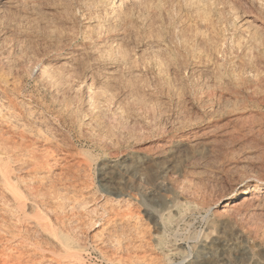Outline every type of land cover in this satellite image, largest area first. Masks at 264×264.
Masks as SVG:
<instances>
[{"label": "bare ground", "instance_id": "6f19581e", "mask_svg": "<svg viewBox=\"0 0 264 264\" xmlns=\"http://www.w3.org/2000/svg\"><path fill=\"white\" fill-rule=\"evenodd\" d=\"M81 1L85 3L86 9L88 10V12H85L86 11L85 10L82 16L84 19V27L82 31L78 30L80 33L77 35L70 31L66 32V30L62 31L61 33L59 32V34H57V32H54L55 33L54 35H58L57 40L59 41V43H58L57 48L54 47V49L56 50L55 51L53 50L54 53L53 54L51 53L49 57H46V58L42 57L43 59L42 58L40 59L34 54V51H31L29 49L30 53L32 52L33 54L28 53L27 52L28 50H26L27 49L26 47H25L26 49L24 48L25 50L21 49L18 45H15L14 43H12V41L9 40L6 36L5 37L2 36L0 38V100L5 102L7 99L8 101L5 104L0 103V264H36L35 262L37 260L39 261L40 258L35 257L34 255L36 254L37 249L39 247L40 248L42 247V242H44L43 237L42 238L40 237L43 240V241H40L39 235L42 233L45 234V232H47L46 234H49L53 236L54 238H57L58 243L57 242L56 243L58 244V247L60 248L59 255L63 254V257L65 259H68L70 262H73V264L79 263L78 260L81 259L80 252L82 251V247H83L81 240H83L85 236H83L82 238L81 234L79 235L80 231H77L78 235L75 233L76 229L74 230L73 227H75V224H76L77 225L76 227L79 229L78 223H77L78 220L77 222L75 220L76 223L71 220V222H73L71 224L66 223L65 221L62 220L58 222L57 225L52 223L51 221L49 222V218L45 216L46 214L45 211L48 210L46 209L48 208L46 207L48 202H46V206H43V203H42L43 201L38 200V196L42 192V188L46 186V188L50 191L49 194H47V195H50V197L48 198L55 199L54 203L56 206V200L59 198L58 195L60 194L61 188L59 189L58 188L59 184L57 185V182H54L55 181L54 177H53L54 181L53 180L49 181V179L46 180L47 177L50 175L51 169L58 168V170L60 171L58 172V174H61V176L64 175L65 177L68 178L67 169L69 168L71 164L70 162H73V161L69 162L68 159L70 158V156H73L76 152L75 151L76 145L74 144V142L71 141L72 135L74 134L77 135L80 139H87V138L91 139L94 143H97L99 147L103 149L104 151L107 148V145L110 142L113 143V141H115L116 143V146L114 145L113 147L119 148L122 146H125V147L129 146L133 142L139 143L141 140L146 138L147 137L146 134L150 133L151 130L153 129V124L151 125L149 121H141V120L137 121V118L133 119L132 116H130V113L128 114V109L126 106L131 103V106L133 105V107L131 108L135 107L134 105L136 102L134 100V97L136 96L135 94L154 95L157 93L158 90H161V88L163 91V88L165 87H167L169 90H172L171 87L176 86L177 84L176 81H178L177 79H179V75L178 76L172 75V78L173 77L174 78L178 77V78L174 80L176 83L171 82V78L169 77V71L171 70V68H176L179 63L182 65L181 61H183L184 63L186 62V64L188 65L187 68L186 66L184 67L186 68V72L188 68L191 66L194 69L197 68L198 71L204 70V73L205 71H207L206 74L208 73V76L206 77L204 75V77H206L205 79L202 76H200L204 79V81L201 82L202 84L201 83L199 84L201 85V87H199L198 85V88L200 89V91L197 89L200 93L198 94H199V99H201V104L203 103L204 105H206V107L209 106V104L214 103V101L216 100L217 102H221V101L223 102L224 95H226L224 93L225 89L226 91L232 92L231 98H233L234 103L237 105H238V101L242 100L240 97H239L240 100H238V95L241 94L240 96H242L243 98L242 101H250V100L256 101L259 107H264V69L262 70L258 69V68H264V20L259 19L258 17H255L254 20L257 21L256 24H253L251 22L253 20H250V24L246 20H241L240 24L236 25L235 17L237 15H235L234 12L232 11V8H230L231 7L230 5L234 4V3L231 4V1L233 2V0H81ZM256 1L257 2H254V0H250V6H249L250 7V11H249L250 17L255 12H258V13L260 12L262 16L264 15L263 0H256ZM39 3H42V1L40 0H0V31L2 29L8 28V26L10 25V23H8L7 21V19L10 17L8 15L15 14V17H16V13H19L16 11H20L24 13H26L29 9H32L33 11L35 10V7ZM67 5L69 4L67 3ZM235 7H233V9ZM80 10H82V8ZM46 13L47 12H45V14ZM21 14L22 13H20V15ZM17 17H19L18 14H17ZM29 19L31 20V18ZM49 19L50 18L48 17V20ZM79 19H82V18H79ZM17 20L18 19H16L15 21ZM21 20H24V19L21 18ZM36 20L37 19L35 18L34 21L32 20L31 21L35 22ZM36 22H38V20ZM22 24L23 23H21V25ZM31 24H29V26L26 25V28L28 27L30 28ZM33 25L34 24H32V26ZM57 25H59V28H61L59 23ZM57 25L55 26L57 27ZM38 29L39 28H37V30ZM52 31L50 30L51 32L50 34H52ZM4 32L5 31H3L2 34ZM32 38L30 40H32ZM24 41H25V38H24ZM20 42L22 43L21 40ZM28 43L31 44L30 42ZM29 44L27 46H30ZM48 45L46 47H49L51 44L49 46ZM36 47L38 48V46ZM52 48L53 47H51V50ZM39 49L38 51L42 53L41 51L44 48L41 50ZM48 52H51V51H48ZM6 68H8V70ZM15 73H16V76L14 75ZM148 74H150V77L152 74V80L150 78L148 79ZM24 75L26 76L30 75L32 76L31 78L35 77L36 84L41 87V89H37L38 91L37 94H34L33 92L29 93L26 90V87L24 86L23 80H22ZM175 75L177 74L175 73ZM199 75H201L200 72H199ZM10 76H13V78L11 79ZM188 76L192 77L191 75H188ZM193 77L192 79L189 78V80L187 79V77H184V80L186 78V80L191 82V80H193L196 76L194 78ZM221 78H226V79L228 78L229 80L233 82L234 86L230 85L231 88H229L230 86L228 87L225 86L224 88L222 86L221 81H219ZM196 81L198 82V79ZM227 81L228 80H226V82ZM197 82L196 84H198ZM199 82H200V79H199ZM190 84L191 83H189V85ZM186 85L188 86V84ZM180 87L176 89L181 90L182 88L180 89ZM191 88H192V85H191ZM184 89L185 88L183 87L181 91L182 93H180V95L183 94V91L185 92ZM159 93L163 95V92L160 91ZM164 95H165V92H164ZM168 95L169 94L167 93V96ZM195 95L193 96L196 97ZM205 95H208L209 99L204 100L203 98ZM178 96L179 95L174 96L172 98L175 99ZM145 97L146 96H144V98ZM180 97H183V96L181 95ZM149 98L151 99L152 97L149 96ZM142 99L143 98H141V100ZM147 99H146V102H147ZM150 99H148L149 100L148 103L154 100V99L153 100H150ZM227 99L229 100V97H227ZM136 100L138 101L137 98ZM131 101L134 104H132ZM143 101L145 100H142L140 104L138 102L136 103H138V106H140L143 103ZM154 101L152 103H154ZM164 101L161 104L165 102L167 103V101L165 102ZM229 101L227 103V106L224 105V103L226 102H224L223 105L221 104L223 106L221 108L222 111H225L226 109L231 108V107L227 108ZM150 104L148 105L146 103L145 106L143 105L144 107H142L141 105L140 108H136V111H139L138 113H140L141 111H143V109L145 110L150 109L149 108V106H151ZM203 104H202V107H203ZM219 104L220 103H218V105ZM159 108H156V110H158ZM163 108L165 109L164 106ZM151 111L149 112V110H147V112L152 113V114H148L145 112L146 115L148 114L149 116L150 115L153 116V112L155 111L154 108H151ZM163 111L166 113L165 110ZM156 112L157 111H155V113ZM216 112H218V110ZM163 114H160V116ZM179 114L181 113L178 111V115ZM142 115L140 116L142 117ZM181 115L183 116L184 114L182 113ZM160 116L158 115L157 117L159 118ZM179 116L177 117L179 118ZM242 117L240 116V119ZM165 118H168V117L166 116ZM185 118H189V117H185ZM177 119L176 118L174 119L173 117V120H175L176 123H177ZM150 120L152 121V117ZM233 120L234 121L239 120V115L236 114L235 116H233L229 120L230 124L234 123ZM188 121H187V124H188ZM171 122H168V123H171ZM178 124H175V125H178ZM158 125L160 126V124ZM232 125L233 126H229V127H227L228 126L227 125L226 126L227 128L223 130L222 132L220 139L221 141L226 142L224 144L229 143L230 146H233V147L240 146V148L242 147L244 148L247 145H250L251 143L259 144L261 142L256 136H254V129H252L251 127L248 128V126H245V124H242V122H241V125L240 124L238 125L236 123ZM159 126H157V128ZM66 127L68 128V130H66ZM169 128L171 129L172 127H169ZM215 129H212L210 131L213 132L215 131ZM258 129L260 130L262 128L257 127V130ZM163 130L165 131V129ZM167 130L165 131V133L167 132ZM206 131H209V130H206ZM203 134L204 133L200 134L198 130H194L191 133L185 132L181 135H174V136L166 135L164 137V142L156 148L154 155H153L154 157L152 155H149L148 153H144V154L135 155V156L134 154L133 155L131 154L128 157L124 158L123 163H125L124 164L125 175L127 177L130 175H135L139 173L140 171H142L143 169L148 168L155 162L167 161L166 163H168V160L169 159L171 160L176 152H179L185 148H189L190 150V147L199 148L201 147L202 144L204 146V142H203L204 139L201 140L202 138H200V136ZM113 136H115V140H113L114 139ZM190 137H192L191 138L192 143L189 142ZM147 147L145 146L142 148L147 149ZM198 150L199 149H197V151ZM115 153L117 155L121 154L120 152H115ZM177 157L178 156L176 155V157L174 158H177ZM181 157L182 156H180V158ZM27 159L31 160V163H30L31 165L26 167V169L28 168L32 170V173H28L30 180L26 179L27 177L24 178L26 176L25 174H24L25 175L24 177L18 174V172L25 170L24 164L28 161ZM178 162H180V160ZM222 167L223 166H221V168ZM245 167L246 165L241 168H243L244 170ZM250 167H247L246 169L248 168L250 169ZM260 168L261 170L262 169L264 170L263 166H261ZM28 169L27 171H29ZM251 169H253V167ZM56 174L57 173H55V175ZM58 174L56 176V179L59 177ZM243 177L241 178L243 179ZM249 179H251L252 181L250 183V186H248L250 190L248 188L246 189L242 188V189H239L238 191H233L235 188L234 186H232L229 189L226 188L228 189L226 190L227 194L230 193V195L225 202L221 203L222 200L227 195L224 194V196H222L220 202L218 203L219 206H221L220 212H223V214L233 217V219H238V218L244 219L245 216H249V215L256 216L258 212H261L259 210H261V204H262L261 202H264V177H257L256 174H254V176ZM187 180L188 179L186 178V181ZM67 183L68 182H64L63 189H67L68 184H70V183L68 184ZM74 184L75 183L73 182L70 185L72 186ZM185 184L186 182L183 185ZM187 185L190 186V183H187ZM189 186H188V190L190 191L191 189L189 188ZM179 188L181 190V186L178 187V189ZM184 188L186 187L184 186ZM182 189H183V186H182ZM188 190L184 189V192L187 191L184 194L186 195L190 194L188 193ZM44 198L46 199V196ZM65 200H66V197H65ZM108 200L110 199L108 198ZM108 200H105V201L108 202ZM124 200L125 201L123 200L122 201L126 203L125 205L133 204L131 200H128V199H124ZM45 201H48V200H45ZM114 202L121 203V200L119 199L118 201L116 200ZM88 203L89 201L87 199L85 200L83 199L82 205L81 204L80 205L86 206ZM65 204L67 203L65 202ZM104 204H105L104 202L98 204V207L102 208L101 214H104L102 219L93 221V223L91 222V225H95V227H99L101 226L102 220H104L107 217L109 208H106L107 206H105L107 203L105 205ZM76 205H78V203ZM80 205H78L79 209L82 210L83 208ZM128 207H130L131 209V205ZM65 208H68V207L65 205ZM70 209L72 210V206ZM75 209L77 210L78 208L75 207ZM85 209H89V208L86 207ZM135 210L131 209V211H129L128 213L136 214L135 218L136 220L137 219L139 220L140 217L139 216L137 217L138 213ZM85 211L89 212V210L88 211L85 210ZM49 214L51 213L49 212ZM54 214H51V215H54ZM140 214L141 213H139V215ZM53 217H56L57 219V216H53ZM256 218H259V217H256ZM53 220L55 219L53 218ZM133 220H134V217H133ZM260 220H258L259 223H260ZM137 222L134 223V225L135 224L137 225L138 224ZM261 223L263 224L264 222H261ZM254 224L252 226H254ZM82 225L80 227H82ZM142 225L143 224L141 223L140 225L141 228H142ZM257 225H258V222H257ZM127 226H129V224H127ZM127 226L125 228H127ZM86 229H84L85 232H86ZM132 229L134 228L132 227ZM143 230L144 229H142V231ZM73 231L75 234L72 233ZM127 234L129 233H126V235ZM126 237H129V235ZM84 239L86 240V238ZM259 239H260V236H259ZM123 241L125 240L123 239ZM45 242L46 244H43V245L48 246L47 241ZM121 243H119V245H121ZM127 244H128L127 247H129V243ZM127 247H126V250L128 249ZM132 248H129V251L132 250ZM127 251L125 253H127ZM129 251L127 255L131 258L132 255L130 256L131 252ZM52 252L54 254H57L58 250L52 249ZM190 253L192 255L193 251L191 250ZM142 255L144 256V254ZM48 256L46 255V257ZM125 257H123V259H127ZM210 258L211 257L207 258L204 261L202 260L200 264H217L218 260L216 259L211 260ZM134 261L132 259L129 260L130 264H132V262ZM120 264H128V262L122 261ZM133 264H145V263L138 262L137 260V263H133Z\"/></svg>", "mask_w": 264, "mask_h": 264}, {"label": "rangeland", "instance_id": "374dc122", "mask_svg": "<svg viewBox=\"0 0 264 264\" xmlns=\"http://www.w3.org/2000/svg\"><path fill=\"white\" fill-rule=\"evenodd\" d=\"M40 1H42V3H39L35 7V10H33V11H32V9H29L27 11L28 13L16 11V12H19V13L15 12L16 17H15V14L14 15H8V16H10L9 18L7 17L8 19L13 17L10 19L12 21L7 19L8 23H10V25L8 26V28L2 29L3 31H5L3 34H2L3 31L2 30H1L2 32L0 31L1 32L0 38L2 36L3 37L6 36L9 40L12 41V43H14L15 45H18L21 49L25 50L27 48L26 50H28L27 51L28 53H30V50L34 51V54L38 58L41 59L42 57L43 58L49 57L51 55V53L53 54L54 51L56 50V49H54V47H56V48L58 47V43H59V41L57 40L58 35H54L55 34L54 32H57V34H59V32L61 33L62 31L66 30V32L70 31V32L77 35L80 33L79 31H82V29L84 27V19L82 16L84 14V11L86 10L85 12H88V10L86 9L85 3H83L81 0H79V1L78 0H40ZM234 1H236V0H233V2L231 1V4L232 3H234V4L230 5L231 6L230 8H232V11L234 12L235 15H237V16L239 15L238 18H237V16L235 17L236 25L240 24L241 20H246L249 24H250V20H253L251 22L253 24H256L257 21L254 20L255 17H258L259 19L264 20V15L262 16L260 12L259 13L255 12L250 17V12H249L250 11V7H249L250 6V0H242V1L237 0L236 2H234ZM241 2H243V3H241ZM254 2H257V1L254 0ZM263 2H264V0H263ZM67 3L69 5H67ZM65 6H67V7H65ZM232 6L233 7L236 6L235 7L236 9L235 8L233 9ZM36 8H37V10H36ZM79 8L80 9L82 8V10H80ZM38 12H39V14H38ZM45 12H47V13L45 14ZM20 13H22V14L20 15ZM80 13H81V15H80ZM17 14L19 17H17ZM59 14H60V16H59ZM241 14H242V16H241ZM52 15H54V16H52ZM30 16H32V17H30ZM28 17L31 18L32 21H34L36 18L38 20V22H36L37 20L35 22H32ZM48 17L50 18L49 20H48ZM69 17H71V18H69ZM15 18L18 20L15 21L16 20ZM21 18L24 20H21ZM32 18H34V19H32ZM77 18L78 19L82 18L83 20L82 19L78 20ZM68 21H70V22H68ZM11 22H12V24H11ZM31 22L35 26L34 25L32 26ZM21 23H23V24L21 25ZM38 23H39V25H38ZM58 23L60 24L61 28H59V25H57ZM29 24H31L30 25L31 29L29 27L26 28V25L29 26ZM48 24H49V26H48ZM51 24H53V25H51ZM74 24H76L77 26ZM55 25H57V27ZM37 26H39V27H37ZM75 26H76V28H75ZM36 27L39 29L37 30ZM12 28H14V29H12ZM32 30H34V31H32ZM50 30L51 31L53 30L52 34H50L51 33ZM72 30H74L75 32ZM25 31L28 35L25 33ZM13 33H14L15 37H14ZM36 33H38V34H36ZM21 34L22 35L25 34L26 36L25 35L22 36ZM34 35H36V36H34ZM24 38H25V41H24ZM31 38H32V40H30ZM47 38H49V39H47ZM13 39H14V41H13ZM20 40L22 41V43L20 42ZM26 41L30 42L32 45ZM25 43H27V44H25ZM47 43L49 45L50 44L51 45L49 46ZM28 44L30 46H27ZM47 45L49 47H46ZM36 46H38V48ZM51 47H53L52 50H51ZM38 49L39 50L43 49L41 51L42 53H40V51H38ZM48 51H51V52H48ZM30 54H33V53L31 52ZM181 62H182V65L179 63L180 65L178 64V66L176 68H171V70L169 71V77L171 78V82H175L174 80L178 78V77H176V78L173 77L174 78L173 79L172 75L173 76L179 75V79H177L179 81V83H178V81H176L177 82L176 86L171 87V89L174 91L169 90L167 87H165V88H163V91H162V88H161V90H158L159 92L160 91L163 92V95L165 92L164 96L161 93H159L158 91L154 95L135 94L136 95L135 97L138 99V101L136 100L135 97H134V100L136 102H138L139 104L141 103L142 100H145L141 104L142 107H144L146 105V103L149 105L150 103H152L155 100L154 101L155 105H154V103H152L153 105L150 104L151 106H149L150 109H147V110H149V112L151 111V108H154V110L157 112L160 111L158 113L157 112L155 113V111H154L153 112V116L155 115L154 117L152 115H150L152 117V121L150 120L151 117L148 115V114H152V113L147 112V110H145V109H143V111H141L140 113H138L139 111H136V108H140L141 105L138 106V103H136L134 100L133 101L135 102V104L131 101L132 104L135 105L134 108H131V107H133V105L131 106V103L126 106L128 109V114L130 113V116H132L133 119L137 118V121H140V120L141 121H149L151 125L153 124V129L150 132L151 134L150 133L146 134L147 137L144 138L143 140H141L139 143L133 142L131 145L126 146V147L125 146H122L119 148L113 147L114 145L116 146L115 141H113V143L110 142L112 146L109 143L107 145V148L105 149V151L103 149H101L99 147V145L97 143H94L91 139H89V138L80 139L77 135L74 134L76 137L74 135H72L71 141L74 142V144L76 145V150H75L76 152L73 156H70V158L68 159L69 162L73 161V162H70L71 164H70L69 168L67 169L68 178L65 177L64 175L61 176V174H58V172H60L58 170V168H52L51 169L50 175L47 177L46 180L49 179V181H51V180H53V177H54L55 181L54 180L53 181L57 182V185L59 184V186H58L59 189L60 188L62 189V190L60 189V194L58 195L59 198L56 200V206L54 203L55 199L48 198V197H50V195H47V194H49L50 191L46 188V186H44L42 188V192L39 194L38 200L43 201L42 202L43 206H46V202H48L47 206H46L48 208L44 207L48 210H46V209H44V210H46L45 216L47 218H49V222L51 221L52 223L57 225L58 222H60L62 220L65 221L66 223H69V224L75 222V220L77 222V220H78L77 223H78L79 229L76 227L77 226L75 224L76 222L74 223L75 227H73L74 230L76 229L75 233L78 235L77 231H80L81 233L79 232V235L81 234L82 238H83V236H85L84 238H86V240L84 238H83V240H81L83 247H82V251L80 252L81 259L78 260V262H79L78 264H120L122 261L128 262V264H130L129 260L132 259L134 261L135 258L136 259L138 258L137 259L138 262L145 263V264H156V263L158 264L159 262H160L159 264H200V262H202V260L204 261L209 257H211L210 258L211 260H213V259L218 260L217 264H264V237H263L264 236V231H263L264 230V228H263L264 223L263 224L261 223V222H264V207H263L264 202H261L262 203L261 204V210H259L261 212H258V214H256V216L255 215L245 216L244 219L243 218L233 219V217L223 214V212H220L221 206H219V204H218L220 202L222 196H224V194L227 196L222 200L221 203H223L227 200L230 193L227 194L226 190H228L232 186L235 187L233 191H238L239 189H242V188H245V189L248 188L249 189L248 186H250V183L252 182L251 179H249V178L253 177L254 174H256L257 177H264V170L263 169L261 170V168H260L261 166L264 167V165H263L264 164V148H263L264 147V139H263L264 138V132H263L264 131V129H263L264 128V107H259L256 101H251V100L250 101H242L243 98H242V96H240L241 94L238 95V100H240V98L242 99L241 101H238V105H239L238 106L237 104L234 103L233 98H231L232 92L226 91V89L224 92L226 95H224L223 102L222 101L217 102V100L215 99L216 101H214V103L209 104V106H207V107H206V105H204L202 103L203 104V107H202L201 99H199L200 89L198 88V85L202 81H204V79L208 76V73L206 74L207 71H205V73H204V70L198 71L197 68L194 69L192 66L189 67L187 72H186V68L188 67V65L186 64V62L185 63L183 61H181ZM185 66H186V68H184ZM6 69L8 70V68H6ZM174 69H175V71H174ZM258 69L262 70L264 68H258ZM190 71H192V72H190ZM174 72L177 75H175ZM180 72H182V73H180ZM199 72L201 75H199ZM191 73H193V74H191ZM14 75L16 76V73ZM188 75H191L192 77L196 76L195 78L194 77L193 78L194 79L197 78L198 82L196 81L197 79L196 80L193 79V80H191V82L188 81L189 78L192 79V77H190ZM204 75L206 77H204ZM200 76H202L204 79ZM31 77L32 76H30V75H27V76L24 75L22 78L23 84L29 93L33 92L34 94H37V92H38L37 89H41V87L36 84L35 77H33V78H31ZM184 77H187L188 80H186V78L184 80ZM10 78L12 79L13 76H10ZM149 78L152 80V74H151V77H150V74H148V79ZM199 79H200V82H199ZM226 80H228V81L226 82ZM184 81H185V83H184ZM219 81H221L222 86L224 88H225V86H227V87L230 85L234 86L233 82L231 80H229L228 78L227 79L221 78ZM196 82L198 84H196ZM189 83H191V84L189 85ZM223 83H225V84H223ZM186 84H188V86ZM179 85L180 86L183 85V86L180 87ZM191 85H192V88H191ZM179 87H180V89L181 88L183 89V87L185 88L184 89L185 92L183 91V94H181L183 97H180L181 96L180 93H182L181 92L182 89L181 90L176 89ZM194 87H196V88H194ZM199 87H201V85H199ZM229 88H231V86ZM165 90L169 94L168 96H167V93ZM217 91H219V90H217ZM177 92H179V93H177ZM186 92H187V94H186ZM148 95L152 98L150 99ZM173 95L174 96L179 95V96L174 99V98H172V97H174ZM193 95H195L196 97H194ZM139 96L140 97L142 96L141 98H143V99L141 100V98ZM144 96H146L150 100H153V99L154 100L150 101V103H148L149 100L146 97L144 98ZM157 96H158V98H157ZM227 97H229V100H231V101H229L227 99ZM146 99H147V102H146ZM203 99L207 100V99H209V96L205 95ZM162 100L167 101V103L164 101L165 103L161 104L163 102ZM195 100L198 102H196ZM158 101H160V102H158ZM181 101H183V102H181ZM228 101H229V104H228L227 108H229V107H231V108L226 109L225 111H222L221 108L223 107L222 106L223 103L226 102V103H224V105L227 106ZM7 102H8L7 99L5 102L0 100V103L5 104ZM244 102H246V103H244ZM168 103H170V104H168ZM218 103H220V104L218 105ZM254 104H256V105H254ZM176 105H177V107H176ZM163 106L165 107V109L163 108ZM159 107L165 111L167 109L168 110L165 113ZM156 108H159V109L156 110ZM209 108H211V109H209ZM212 108H213V110H212ZM217 110H218V112H216ZM178 111L181 114L183 113L184 117L181 114H179L181 116L180 117L178 115ZM145 112L148 114L146 115ZM163 113H165V114H163ZM160 114H163V115L160 116ZM236 114L239 115V120H235V121L233 120V122L238 124V125L239 124L241 125V122H242V124H245V126H248V128L251 127L252 129H254V136H256L261 141L259 144L251 143L250 145H247L244 148L243 147L240 148V146L233 147V146H230L229 143L224 144L226 142L221 141L220 137L222 135L223 130H225L229 126H233L232 124H234V123L230 124L229 120L233 116H235ZM140 115H142L143 118ZM158 115L160 116L159 118L157 117ZM165 115L168 118L169 117L170 118L169 119L165 118L166 117ZM176 115L179 116V118ZM240 116L241 117L243 116L241 118L242 120L240 119ZM139 117H141V118H139ZM149 117H150V119H149ZM161 117H162V119H161ZM173 117H174V119L178 118L177 123L175 120H173ZM185 117H189V118H185ZM194 117H196V118H194ZM257 117H259V118H257ZM192 119L193 120L195 119L194 122ZM167 120H168V122H171V121L172 122L168 123ZM159 121H160V123H159ZM187 121H188V124H187ZM237 121L238 122L241 121V122L238 123ZM225 122H227V123H225ZM165 123H166V125H165ZM158 124H160V126ZM175 124H178V125H175ZM156 125L159 127L157 128ZM154 127H155V129H154ZM169 127H172L173 129L172 128L170 129ZM257 127L262 128V129H260L261 131L259 129L257 130ZM215 128L218 130H216ZM163 129H165V131L167 129H169V130H167V132L165 133V131ZM212 129H215V131H213V132L210 131ZM66 130H68L67 127H66ZM194 130H198V132H200V134L204 133L203 135L200 136V138H202L201 140L204 139L203 140L204 146L202 144L201 147H199V148L190 147V150H189V148H185V149L179 151L180 153L176 152L174 154V156L172 157V159L168 160V163H170V164L166 163L167 161L155 162L151 166H149L148 168L143 169L142 171H140L139 173H137L135 175H130L128 177L125 175V168H124L125 163H123L124 158L128 157L131 154L132 155L134 154V156H135V155H140V154H144V153H148L149 155L153 156L156 148L164 142V137L166 135H171V136L181 135L185 132L191 133ZM203 130H204V132H203ZM206 130H209V131H206ZM256 132L257 133L259 132V133L257 134ZM113 138H114L113 140H115V136H113ZM175 138H177V137H175ZM191 138L192 137H190V139H189L190 143H192ZM218 138L220 139L221 142L219 141ZM209 140H211V141H209ZM212 140H214V141H212ZM222 143L224 144V146ZM145 146L146 147L148 146L147 149L142 148ZM220 147L223 151L220 149ZM260 148L262 149V151ZM197 149H199V150L197 151ZM115 152H120L122 155L121 154L117 155ZM261 152H262V154H261ZM176 155L178 157L174 158V157H176ZM180 156H182V157L180 158ZM178 158H180V159H178ZM212 158H213V160H212ZM27 160L28 161L24 164L25 170L18 172V174H20L23 177L26 175L24 178L27 177L26 179H29L28 173H32V170L27 168L29 170V171H27L26 167L31 165L30 164L31 160L30 159H27ZM179 160H180V162H178ZM176 161H177V163H176ZM184 161H185V163H184ZM193 161H195V162H193ZM205 161L208 162L209 164L206 163ZM28 163H29V165H28ZM81 164H82L83 168H82ZM257 164H258V166H257ZM245 165H246V167L243 170V168H241V167H243ZM221 166H223V167L221 168ZM238 166H239V168H238ZM84 167L86 170L84 169ZM167 167H169V168H167ZM247 167H250V169L249 168L246 169ZM252 167H253L254 171H253V169H251ZM54 171H56V172H54ZM197 172H198V174H197ZM55 173H57L59 176L57 179H56L57 174L55 175ZM209 174H211V175H209ZM243 175L245 178L243 177ZM240 176L243 177V179ZM114 178H116V179H114ZM179 178H181V179H179ZM186 178L189 181L188 180L186 181ZM183 181L186 182L185 185H183L185 183ZM196 181H198V182H196ZM64 182H68L70 184L74 182L75 184L71 186L70 184L67 183L68 184L67 189H63ZM187 183H190V186L187 185ZM193 183H194V185H193ZM176 184H177V186H176ZM179 184L181 186V190H180V188L178 189V187H180ZM182 186H183V189H182ZM184 186L186 188H184ZM188 186L191 189L190 191L188 190ZM226 188H228V189H226ZM184 189L188 190V193H190V194H187V195L184 194L187 192V191L184 192ZM199 189H201V190H199ZM70 191H72V192H70ZM72 193H74V194H72ZM41 194H43L44 196ZM45 196H46V199L44 198ZM64 196L66 197L67 201L65 200ZM78 196H80V197H78ZM108 198L110 200H108ZM123 198L131 200L133 202V204H130L131 209H133V210L136 209L135 211L138 213L137 217L138 216L140 217L139 220L138 219L136 220V218H135L136 214H129L128 213L129 211H131L130 207H128L130 205H128V204L125 205L126 203L123 202V201H125ZM83 199L84 200L87 199L89 201V203H88L89 206H88V204L86 206H84V205L81 206ZM119 199L121 200V203L120 202H118V203L114 202L116 200L118 201ZM45 200H48V201H45ZM105 200H108V202ZM64 201L67 204H65ZM49 202H51L52 204ZM68 202L70 203V205ZM103 202L105 204L107 203L106 205L105 204L104 205L107 206L106 208H109V211L107 213V217L104 219L105 221L102 220L101 226L95 227V225H91V222L93 223V221H96L98 219H102L104 214H101L102 208L98 207V204L103 203ZM122 202H123V204H122ZM77 203H78V205L81 204L80 206L83 208L82 210H80L79 206L76 205ZM50 204L52 205V207ZM65 205L68 208H65ZM71 206H72V210L70 209ZM50 207H51V209H50ZM59 207H60V209H59ZM75 207L78 208L77 209L78 211L75 209ZM86 207L89 209H85ZM113 208L114 209L116 208V209L114 210ZM85 210H87V211L89 210V212H86ZM117 210H118V212H117ZM71 211H73V212H71ZM79 211H81V212H79ZM49 212L51 214H54V212H55V214L51 215V214H49ZM69 212H71V213H69ZM74 213L76 216L74 215ZM139 213H141V214L139 215ZM58 214L59 215L61 214V215L59 216ZM50 215H51V217H50ZM257 215H259V216H257ZM53 216H57V219H56V217H53ZM83 216H85V217H83ZM100 216H101V218H100ZM252 216L254 217V219ZM70 217H71V219H70ZM75 217L78 219H76ZM133 217H134V220H133ZM246 217H247V219H246ZM256 217H259V218H256ZM53 218L55 220H53ZM81 218L84 220H82ZM257 219L263 220V221L260 220L261 224L259 223V221ZM71 220L73 222H71ZM79 221L83 225L80 224ZM83 222H85V223H83ZM136 222L138 224L134 225V223H136ZM257 222H258V225H257ZM141 223L143 224L142 228L140 226ZM127 224H129V226H127ZM253 224L256 227L252 226ZM81 225H82V227H80ZM85 225H86V227H85ZM88 225H90V226H88ZM126 226L128 229L125 228ZM131 226L134 229H132ZM136 226H138V227H136ZM247 226H248V228H247ZM83 227H85V228H83ZM129 227H131V228H129ZM113 228H114V230H113ZM84 229H86V232ZM142 229H144V230L142 231ZM88 232H89V234H88ZM46 233L47 232H45V234L42 233L39 235L40 241L44 240V242H42V247H41L42 249L39 247L37 249L38 252L36 251V254L34 255L35 257L40 258L39 259L40 262L37 260L35 263L41 264L43 261L42 264H73V262H70L68 259H65L63 257V254L59 255L60 248L58 247V244H57L58 243L57 238H54L53 236L46 234ZM72 233H74V231ZM126 233H129V234L126 235ZM140 233H141V235H140ZM128 235H129V237L131 235L132 236L130 238L126 237ZM86 236H88V237H86ZM135 236L136 237L138 236L137 237L138 239ZM259 236H260V239H259ZM40 237L41 238L43 237V240ZM149 237H150V239H149ZM256 237H258V238H256ZM49 239H51V240H49ZM123 239L125 241H123ZM113 240H115V241H113ZM45 241H47L48 246L43 245V244H46ZM121 241H122V243H121ZM114 243H116V244H114ZM119 243H121V245H119ZM127 243H129V247H127L128 246ZM126 247L128 248L127 249L128 251H129V248L133 247L132 250L129 251V252H131L130 256L132 255L133 257L131 256V258H130L127 255L128 251L126 250ZM28 248H30V247H28ZM52 249L58 250L57 254H54L52 252ZM191 250L193 251L192 255L190 253ZM126 251H127V253H125ZM119 253H120V255L122 254L121 255L122 257L119 255ZM114 254H116V255H114ZM142 254H144L145 257ZM36 255H38V256H36ZM46 255L47 256L49 255L48 257H50V258L46 257ZM119 257H121V258H119ZM123 257H125L127 259H123ZM128 258H129V260H128ZM136 259L134 262H132V264L137 263ZM125 260H127V261H125ZM185 260H187V261H185ZM56 261L59 263H57Z\"/></svg>", "mask_w": 264, "mask_h": 264}]
</instances>
